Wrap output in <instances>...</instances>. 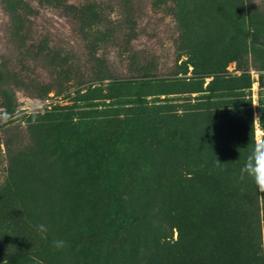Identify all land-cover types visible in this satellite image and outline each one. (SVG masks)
Returning a JSON list of instances; mask_svg holds the SVG:
<instances>
[{"label": "rangeland", "instance_id": "obj_1", "mask_svg": "<svg viewBox=\"0 0 264 264\" xmlns=\"http://www.w3.org/2000/svg\"><path fill=\"white\" fill-rule=\"evenodd\" d=\"M73 1L104 3L115 23L102 27L94 23L92 39L84 40L78 24L57 12L48 24L58 37L73 28L57 44L67 61L65 66L58 60V66L72 73L65 84L68 93L51 92L44 101L24 91L18 94L24 113L39 110L47 116L45 145L60 138L55 130L62 123L55 116L61 113L59 107L71 106L74 113L111 110L106 125L84 129L81 164L74 163L63 177L52 180L55 183L43 186L46 198L58 204L60 220L68 224L79 219L92 187L100 200L110 201V191L115 190L114 197L121 201H142L149 207L152 201H178L171 193L186 188L185 172L201 167L203 158L233 165L245 161L255 129L264 130V0H219L220 8L213 0ZM41 12L33 29L40 41ZM9 26L8 15L0 11V55L12 51L10 68L49 81L53 69L44 65L43 56L23 62L26 55L10 40ZM250 31L260 33L263 41L249 38ZM192 59L201 62L197 73L185 63ZM255 117L260 121L253 128ZM59 129L67 131L65 126ZM1 149L4 153L3 145ZM88 159L101 170L100 178L81 176L82 161ZM4 176L0 166V184ZM160 178L169 183L160 185ZM259 194L262 204L264 194ZM49 257L53 264H61L66 253L52 248Z\"/></svg>", "mask_w": 264, "mask_h": 264}, {"label": "trees", "instance_id": "obj_2", "mask_svg": "<svg viewBox=\"0 0 264 264\" xmlns=\"http://www.w3.org/2000/svg\"><path fill=\"white\" fill-rule=\"evenodd\" d=\"M213 1L220 8L219 0ZM0 11L8 15L10 40L26 55L23 62L39 61L43 56L44 65L54 71L49 81H39L10 68L12 51L0 55V166L5 175L0 184V264L5 259L7 264H53L49 256L54 240L65 241L66 259L61 264H264V201H259L261 195L251 180L239 179L238 168L244 162L233 165L227 160L203 158L201 167L185 172L186 188L171 193L178 201H152L149 207L142 201H121L114 197L115 190L110 191V201H103L100 193L89 187L90 201L78 212L79 219L68 224L60 220L58 204L46 198L43 186L55 183L52 180L63 177L74 163L81 164L84 129L106 125L111 110L87 108L74 113L71 106L59 107L61 113L55 116L61 117L62 123L55 130L60 138L45 145L47 116L39 110L24 113L18 94L24 91L28 97L44 101L51 92L68 93L65 84L72 80V73L58 66V60L65 66L67 61L57 44L73 28L58 37L48 24L60 14L57 12L78 24L84 40L92 39L94 23L102 27L115 21L100 1L79 5L73 0H0ZM40 11L41 41L33 33ZM247 36L263 41L257 31ZM194 59L185 63L192 64L197 73L202 65ZM180 60H175L176 67ZM61 126L67 131L61 133ZM89 160L82 161L81 176L100 178L101 170ZM159 181L160 185L169 183L168 179ZM39 224L46 225L48 231L39 233ZM81 244H86L83 249Z\"/></svg>", "mask_w": 264, "mask_h": 264}, {"label": "clouds", "instance_id": "obj_3", "mask_svg": "<svg viewBox=\"0 0 264 264\" xmlns=\"http://www.w3.org/2000/svg\"><path fill=\"white\" fill-rule=\"evenodd\" d=\"M258 121H260L259 117H255L253 120V128L257 125ZM250 145L251 151L247 155L243 166L240 169L239 179L241 181H244L245 179L251 180L256 186L258 192L264 194V130H261L258 136L253 135L251 137ZM36 227L37 231L41 234L48 231L44 224H39ZM53 247L57 250L63 249L65 247V241L54 240ZM4 264H7L6 259Z\"/></svg>", "mask_w": 264, "mask_h": 264}, {"label": "built area", "instance_id": "obj_4", "mask_svg": "<svg viewBox=\"0 0 264 264\" xmlns=\"http://www.w3.org/2000/svg\"><path fill=\"white\" fill-rule=\"evenodd\" d=\"M262 129L260 128V127H257L256 129H255V135L256 136H258L259 134H260V131H261Z\"/></svg>", "mask_w": 264, "mask_h": 264}]
</instances>
